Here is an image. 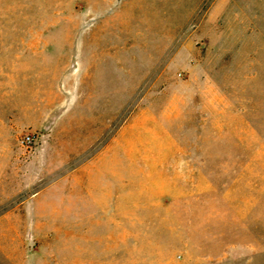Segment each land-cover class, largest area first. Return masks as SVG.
I'll return each mask as SVG.
<instances>
[{
	"label": "rangeland",
	"instance_id": "374dc122",
	"mask_svg": "<svg viewBox=\"0 0 264 264\" xmlns=\"http://www.w3.org/2000/svg\"><path fill=\"white\" fill-rule=\"evenodd\" d=\"M0 264H264V0H0Z\"/></svg>",
	"mask_w": 264,
	"mask_h": 264
}]
</instances>
